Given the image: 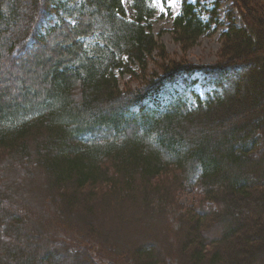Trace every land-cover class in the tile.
Here are the masks:
<instances>
[{
	"label": "trees",
	"instance_id": "trees-1",
	"mask_svg": "<svg viewBox=\"0 0 264 264\" xmlns=\"http://www.w3.org/2000/svg\"><path fill=\"white\" fill-rule=\"evenodd\" d=\"M129 1L131 15L124 0H0V168L28 166L29 177L43 169L42 202L52 196L46 204L59 203L67 220L46 234L74 233L30 245L27 211L8 182L0 186V264H96L91 249L108 244L90 215L138 197L148 213L154 204L177 212L171 219L193 264H264V25L253 17L238 26L231 13L223 24L220 0H182L174 38L186 50L225 27L222 61L169 64L145 87L122 88L119 77L166 58L152 0ZM234 2L264 13L262 0ZM197 73L204 96L190 89L197 80L186 83ZM194 183L203 196L185 206L177 197ZM204 200L215 207H195ZM88 233L96 238L86 252ZM142 245L132 262L158 264L155 247Z\"/></svg>",
	"mask_w": 264,
	"mask_h": 264
},
{
	"label": "rangeland",
	"instance_id": "rangeland-1",
	"mask_svg": "<svg viewBox=\"0 0 264 264\" xmlns=\"http://www.w3.org/2000/svg\"><path fill=\"white\" fill-rule=\"evenodd\" d=\"M213 1L214 0H208L206 2L209 4H207L208 7H212ZM181 3L182 0H152V4L156 8V14L151 20L152 32L158 41L165 47L166 58L165 60L163 58L154 59L145 74L141 73L135 78H129L126 75L124 77H119L122 88H127V86L129 89L145 87L147 81H149L152 76V79L156 77V79H158V76L163 73V67L169 64L173 65L178 62H187L202 66L210 64L215 65L222 61L221 33L226 30L225 27H222L217 32L202 35L193 46H190V48L186 47L188 48L186 50L174 38L171 32L172 20L173 17L179 13ZM219 3L221 8L218 12L223 24L227 23V16L231 13V18L238 26L243 25L247 20H252L253 17L259 22V26L261 23L264 25V13L262 14L260 7L256 5H252L251 11L239 9L234 0H220ZM262 3L264 4V0H262ZM124 4L131 15L130 1L124 0ZM261 29L263 30H261V32H264V27ZM154 74H157V76ZM203 77L202 74L197 73L189 77L186 81L187 84L191 85L192 82L197 80L190 89H195L201 96H204L206 90V82L203 80ZM177 87H183V84L178 83ZM258 115H260V113L255 112V116ZM28 168L30 167L24 165L20 166L17 163L8 168L5 173H2L3 170L0 168V186H4L9 182L12 187L11 200H13L17 207H24L27 211V214L24 215L23 218L26 221L24 227L28 229V235L30 236L28 243L32 246L39 243L44 244L47 238L51 241L54 237L58 239L65 237V240H67L74 235L73 232L67 230L68 227H66V230H63L64 228H59V231H56L57 234H53V238H49V235L46 234L48 225L52 227L53 223L57 226L60 222L66 223V216L61 212L59 203H56L57 205L52 208L48 207L47 204L51 206L49 198L52 196L44 197L46 199L42 202V188L46 186L43 169H38V172H34V176L29 177L26 173ZM137 185L139 189H141L140 193L139 191L136 192L137 196H139L141 193L143 194V187L142 183ZM195 188H198L197 192L200 193L198 185L194 183L186 189L185 193H181V195L177 197V200L185 206L196 204L197 196L201 198L203 194L196 196ZM101 200L102 197H99L97 203L99 204ZM156 202L159 201L156 200ZM129 203L131 204L130 208L121 209V205L112 202L109 207H97L96 211H94V215H90V219L96 227L95 231L103 234L106 238L104 240H107L108 244L105 245L103 242L104 249L97 246V249L93 250L91 249L93 246L91 242H93L92 238L96 237H93L92 233H88L87 235L82 234L84 249L87 252L90 247L92 250V252H90L95 257L90 258L94 260L96 264H107L108 261H110V264H134L132 262L134 260L131 257L133 255L132 252H134L133 250H140L143 246L142 244H152V246L156 248H152L154 251H151L153 253L151 257H156L158 264H193L190 258L185 259L191 250L185 251L181 248V238L185 236V233L180 232L181 230H178L177 226L178 222L171 219L177 213L176 211L170 212L168 210V214H166L165 211L159 212L154 204L152 207L153 209L148 213L140 197H138L136 202L130 201ZM161 204L163 203L161 202ZM161 204L159 203L158 205ZM200 206L207 210L208 206L212 208L215 207L212 203L207 202V200H204L202 204L197 203L195 207ZM209 221L212 223L214 220H211V218L206 220L208 224H210ZM56 228L53 229L55 230ZM83 228H85L86 232L92 231L87 230L84 225ZM92 232H94V230ZM76 238L77 236H74L73 240L76 241ZM82 238H79L80 240L77 243H80ZM144 249H146V247H144ZM63 253V250L60 249V251L56 252L55 257L62 258ZM112 256L120 261L111 258ZM148 256H146V258H148ZM67 259L69 262L64 261V264H80L77 258Z\"/></svg>",
	"mask_w": 264,
	"mask_h": 264
}]
</instances>
